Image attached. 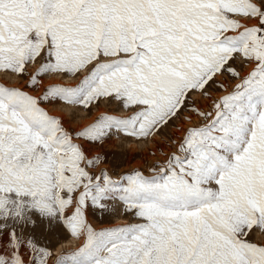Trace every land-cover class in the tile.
Returning a JSON list of instances; mask_svg holds the SVG:
<instances>
[{"label":"snow or ice","instance_id":"6c2138e0","mask_svg":"<svg viewBox=\"0 0 264 264\" xmlns=\"http://www.w3.org/2000/svg\"><path fill=\"white\" fill-rule=\"evenodd\" d=\"M0 73L82 75L40 97L0 84V264H264V0H0ZM52 100L130 115L73 134ZM185 112L201 123L151 175L97 172L78 142H146ZM118 206L134 222H89ZM61 230L81 243L54 254Z\"/></svg>","mask_w":264,"mask_h":264},{"label":"rangeland","instance_id":"374dc122","mask_svg":"<svg viewBox=\"0 0 264 264\" xmlns=\"http://www.w3.org/2000/svg\"><path fill=\"white\" fill-rule=\"evenodd\" d=\"M234 66L237 67L238 69L241 68V66L238 63ZM248 70L249 69H246V68L243 69L241 74L246 75ZM52 78L53 77L42 78V84L38 88V90H33V89L29 88L26 78H24V79L21 78V80L17 83L18 86H16L15 83H11V82L8 83V82L2 81L4 79L2 77V78H0V84H2L4 86H6V85L8 86V84H9L10 86H8V87H18V88H21L22 90L29 91V93L33 96L40 97V96H43L46 89L50 86L75 87L79 83V80L82 78V75L78 76L77 78H74L73 80H70V81L64 80L65 78L64 79H62V78L61 79H52ZM221 83H223L226 87H229V90H231V86L233 85L234 82L228 76L219 77V79L217 80V84L212 85L209 89L210 94H211L213 99L219 98V96L225 94L218 87V85ZM192 100L194 101L195 106L197 108H199L201 110H205V111L209 109V106L211 104L210 100L204 99L201 96H199V97L193 96ZM105 102L106 101L98 102L97 104H95L94 106H92L91 108H89L87 110L83 109L80 106L67 105L60 100H52V101L42 102L41 106L44 107L53 116H56V114L53 113L55 110L60 111V112L69 111L70 112V114H69L70 116L68 117L69 121L67 123L65 120L64 121L61 120V121L64 123V126L70 132L75 134L76 132L81 131L83 128L93 124L101 115L107 114V115H114V116H118V117H126V116L130 115V113L121 109L118 102H106V103ZM61 107H63V109H61ZM56 108H58V109H56ZM77 109H79V111L83 110L85 112V116H83V117L87 120H92V121L90 123L84 125L82 120H80L81 119L80 116L77 114L78 112L77 113L75 112V110H77ZM182 116H181L180 120L170 122V126L166 127L163 130L162 134H159L156 137L152 138L154 140V142L152 144V148H151V146H149L148 150H146V151H145L144 147H146L149 143H151V140H148L150 142H147L146 144H144V147H143L142 145H140L142 140L139 141V143H138L137 140L129 138L132 141L135 140V144L138 145V149H134L135 151L134 150L131 151L130 147H128L126 149V151H128V153L122 159L115 157L114 148L111 146L112 142L119 140L120 138H124V136L122 134H113L110 136V138H107L105 140V142L102 144H100V143L91 144V143L84 142V141H78V142L82 144L84 150L86 151V153L88 154L89 157H93V156L102 157L103 162L101 163V165H103V166L100 165V168L97 169V172L100 171L101 169H106L109 173H111L113 175L114 178H119V175L131 173L134 170H140L145 175H151L152 173L150 172V168L154 165L163 163L167 157L166 155H168L170 152L175 150L174 145L176 144V142H178L179 138H181L179 134H181V133L183 134V132L181 131L183 128L182 127L183 124L184 125L186 123L187 124H193V122L196 121L197 123H194L192 125V126H194V125H198L201 123V120L191 112H187L188 117L184 118V116L183 117ZM70 118H72V119H70ZM59 119H61V118H59ZM189 120L191 121V123H189ZM80 121L82 124L80 123ZM173 132H174V134H173ZM174 136H176V137H174ZM156 140H157V142H155ZM142 150L145 151V155H143V156L140 155V152L141 153L144 152ZM165 150H166V152H165ZM147 153L149 156L147 155ZM163 155H165V156H163ZM148 157H149V159H148ZM151 158H154V159L151 160ZM139 159L143 162L141 163V161ZM130 160L132 161L131 165H130ZM138 161H140L139 163H141V164L134 166L133 164L138 162ZM115 218L116 219L122 218L125 222V223H123V225L134 222L132 215L130 213L125 214L122 211V209L119 208V206H118L117 211L115 213H107V214L103 215L102 217L100 215L93 214V212L91 210L88 213V220L90 219L89 222H91L92 226L95 227L97 230H99L101 228H106V227H116L117 224L113 222V220ZM101 223H103V224H101ZM123 225H118V226H123ZM250 238L254 239L256 242L264 241V238H262V236L260 237V235L259 236L252 235ZM61 240H63V239L61 238ZM49 243H48V246L52 248V243L51 242H49ZM77 243L79 244V242H77ZM78 246H76V242H75V244H72V249L75 247H78ZM66 251H69V250H68V248H66L64 246L63 249L61 250V252H66ZM53 252H54V254H56V251L53 250Z\"/></svg>","mask_w":264,"mask_h":264},{"label":"bare ground","instance_id":"6f19581e","mask_svg":"<svg viewBox=\"0 0 264 264\" xmlns=\"http://www.w3.org/2000/svg\"><path fill=\"white\" fill-rule=\"evenodd\" d=\"M4 78L2 81H4V82H8V83H15L16 84V86H18L17 85V83L21 80V78H19V77H16V76H12V75H7V74H3V73H0V78ZM48 78H50V77H53L52 79H64V80H66V81H70V80H73L74 78H71V77H69L68 75H52V76H47ZM4 84V83H3ZM6 85V84H5ZM7 86V85H6ZM8 86H10L9 84H8ZM7 86V87H8ZM195 97H199V95H197V96H195ZM107 102V101H106ZM105 102V103H106ZM104 104V103H103ZM55 109V108H54ZM56 109H58V108H56ZM61 109H63V107H61ZM113 109V108H112ZM53 110V109H52ZM97 110V109H96ZM99 111V110H98ZM75 112L80 116V120H82V122H83V124L84 125H86V124H88V123H90L92 120H87V119H85L83 116H85V112L83 111V110H80L79 111V109H77V110H75ZM54 114H56V116L58 117V118H61V120L62 121H66V123L69 121L68 120V117L70 116L69 114H70V112L69 111H64V112H60V111H57V110H55L54 112H53ZM183 116H184V118L185 117H188L187 116V112L186 113H183ZM182 116V117H183ZM93 117V116H92ZM70 119H72V118H70ZM75 119V118H74ZM92 119V118H91ZM76 121V120H75ZM73 122V121H72ZM80 123H81V121H80ZM194 123H197L196 121L195 122H193V124ZM82 124V123H81ZM180 124V123H179ZM182 124V123H181ZM193 124H183V128L182 129H187L188 127H191ZM71 125V124H70ZM181 126V125H180ZM177 132V131H176ZM183 132V131H182ZM173 134H174V132H173ZM172 134V135H173ZM177 134V133H176ZM182 134V133H181ZM181 134H179L180 135V137H182V135ZM162 136V135H161ZM174 137H176V136H174ZM160 138V137H159ZM116 139V138H115ZM131 139H133V138H131ZM180 139V138H179ZM151 140V143H149L146 147H144V144H146L147 142H150V141H142L141 142V144L140 145H142L143 147H144V149H145V151L146 150H148V148H149V146H151V148H152V144H153V142H154V140L153 139H150ZM160 141V140H159ZM162 141V140H161ZM155 142H157V140L155 141ZM137 143V142H136ZM138 143H139V141H138ZM156 144V143H155ZM137 144H135V140L134 141H132V140H130L129 138H126V137H124V138H120L119 140H116V141H114V142H112V144H111V146L114 148V155H115V157L116 158H123L127 153H128V151H126V149L128 148V147H130V150L131 151H133L134 149H138V145L136 146ZM141 146V147H142ZM154 146V145H153ZM175 146V145H174ZM150 148V149H151ZM156 148V147H155ZM157 149V148H156ZM155 149V150H156ZM154 150V151H155ZM135 151V150H134ZM142 151H144V150H142ZM145 151L143 152V153H141L140 152V155L141 156H143V155H145ZM160 152V151H159ZM165 152H166V150H165ZM164 152V153H165ZM169 152V151H168ZM135 153V152H134ZM156 154V153H155ZM168 154V153H167ZM134 155V154H133ZM147 155H148V153H147ZM113 156V155H112ZM149 156V155H148ZM159 156V155H158ZM163 156H165V155H163ZM167 156V155H166ZM135 157V156H134ZM153 157V156H152ZM158 158V157H157ZM148 159H149V157H148ZM152 159H154V158H151V160ZM165 159V158H164ZM118 160V159H117ZM140 160V159H139ZM161 160V159H160ZM111 161V160H110ZM141 161V160H140ZM140 161H138V162H136V163H134L133 165L134 166H136V165H140L143 161H141V163H139ZM148 161V160H147ZM125 162V161H124ZM151 163V162H150ZM132 164V161L130 160V165ZM101 166H103V165H101ZM105 166V165H104ZM108 166V165H107ZM144 166V165H143ZM129 167V166H128ZM94 216V215H93ZM93 218V217H92ZM95 219V218H94ZM93 220V219H92ZM89 221H90V219H89ZM113 222L114 223H116L117 224V226L118 225H123V223H125L124 222V220L122 219V218H120V219H114L113 220ZM91 223V222H90ZM101 224H103V223H101ZM255 232V231H254ZM254 235L255 236H259L260 235V237L262 236V238H264V233H260V232H255L254 233ZM254 237V236H253ZM61 238L63 239V240H61ZM49 242H51L52 243V248H53V250L54 251H56V254H58L59 252H61V250L63 249V247L65 246L66 248H68V250H71L72 249V244H75V242H76V246H78V245H80V243H81V241H77V240H75V239H72L70 236H69V234L66 232V231H63V230H61L60 232H59V234H58V236H56V237H49ZM77 242H79V244L77 243ZM50 244V243H49Z\"/></svg>","mask_w":264,"mask_h":264}]
</instances>
